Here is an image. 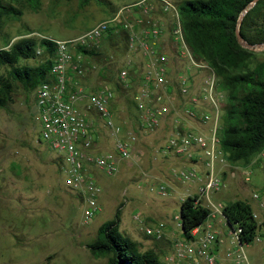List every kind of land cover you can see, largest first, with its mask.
I'll return each instance as SVG.
<instances>
[{"label": "built area", "instance_id": "obj_1", "mask_svg": "<svg viewBox=\"0 0 264 264\" xmlns=\"http://www.w3.org/2000/svg\"><path fill=\"white\" fill-rule=\"evenodd\" d=\"M168 15L170 19L166 18ZM120 30L127 35V53L116 76H111L131 92L135 103L132 119L128 117L126 104L122 110L127 117L120 119L121 97L112 81L97 87L87 83L90 61L80 51V47L100 48L110 32ZM37 37L54 45L49 79L34 90L40 137L57 153L68 189L81 199L83 222L89 223L101 211V188L92 168L113 175L121 160L134 157L144 139L161 133L153 159L174 160L164 177L169 178L171 173L176 177L172 175L174 181L196 185L197 192L187 190L181 202L186 197H195L197 204L210 210L206 222L193 230L192 238L184 237L174 244L166 261L219 264L221 259L215 248L224 242L221 237L224 230L217 229L211 219L224 217L225 204L215 202L212 195L223 190L226 174L240 167L230 164L220 149L228 92L218 87L219 79L213 68L190 48L178 6L170 0H142L119 9L79 36ZM48 49V45H36V56L42 57ZM259 160H264V149L248 166ZM246 181L250 178L246 177ZM169 188L168 183H163L159 193L167 195ZM252 200L264 211V190L254 191ZM259 214L254 210V218L259 220ZM135 219L139 220V215ZM143 226L140 228L146 235L157 240L163 238V222L154 228ZM199 232L201 235L197 236ZM239 232L238 228L229 232L232 247L226 250L225 258L234 264H252L239 241ZM256 240H260V235Z\"/></svg>", "mask_w": 264, "mask_h": 264}, {"label": "rangeland", "instance_id": "obj_2", "mask_svg": "<svg viewBox=\"0 0 264 264\" xmlns=\"http://www.w3.org/2000/svg\"><path fill=\"white\" fill-rule=\"evenodd\" d=\"M140 1L41 0L38 7H32L29 0L10 1L21 14L5 18L0 49L8 48L23 37L39 40L37 36L54 39L79 36L97 22L112 17L118 9ZM170 1L178 6L183 0ZM170 17L166 16L167 19ZM102 45L104 55L89 63L91 67L86 80L92 87L108 83L107 78L99 74L100 68L107 67L105 74L116 76L125 58V53L116 45L111 46L109 42H102ZM254 49L257 53L255 62L264 61V44L256 45ZM41 61L42 58H36L27 63L35 66ZM3 70L6 73L7 68ZM122 100L119 99L121 111L118 113L120 119H125L127 114L122 110ZM40 128L34 91L27 93L16 86L13 102L0 107V264H107V258L94 257L88 245L95 240L98 228L114 219L118 210L120 230L137 241L141 250L152 249L162 264H171L166 261V256L172 255L174 244L184 239L179 220L181 200L187 190L196 193L197 186L174 181L176 177L171 173L169 178L164 177L169 164L161 157L153 159L157 156L154 147L162 134L155 133L144 139L134 157L121 160L113 175L92 168L93 177L101 188V211L86 224L82 201L68 189L60 169L62 162L41 139ZM107 145L111 147L112 144ZM238 166L239 170L235 169L237 176L232 180L228 172L225 187L213 194L212 199L224 204L236 199L247 200L260 213L262 223L264 211L252 200V193L264 190V160L251 166ZM143 171L162 178L145 175ZM246 177L250 181H246ZM163 183L170 186L167 195L159 193ZM135 215H139V220ZM159 222L165 224V233L160 240L146 235L140 228L142 225L154 228ZM211 222L220 231L225 228L222 216ZM169 227L174 229L173 233L167 232ZM222 232L221 251L225 253L232 244L226 229ZM260 234V240L243 245L252 264H264L263 226Z\"/></svg>", "mask_w": 264, "mask_h": 264}, {"label": "trees", "instance_id": "obj_3", "mask_svg": "<svg viewBox=\"0 0 264 264\" xmlns=\"http://www.w3.org/2000/svg\"><path fill=\"white\" fill-rule=\"evenodd\" d=\"M10 1L0 0V34L7 17H18L21 11ZM38 7L41 0H29ZM250 5H252L250 7ZM186 40L193 53L205 60L218 76V87L228 92V101L222 115L220 149L230 164L248 166L264 149V61L255 62L256 45L264 44V0H183L178 5ZM240 21L242 38L251 47L244 46L236 35ZM103 42L127 50L124 30L110 32ZM48 45L49 49L35 66L28 60L38 58L36 45ZM89 61L104 55L100 48L80 47ZM52 42L34 37H23L0 49V107L13 102L16 86L32 93L38 84L49 79ZM4 68H7L6 73ZM102 67L99 74L112 81L132 119L135 103L129 92ZM114 79V80H113ZM227 176H225L226 179ZM253 205L243 199L225 204L223 215L231 230L240 229L239 241L250 244L260 234L264 221L253 216ZM210 210L196 203L195 197H186L180 205L179 219L182 235L193 237V230L206 222ZM120 212L114 219L104 222L97 236L88 247L96 258L106 257L107 264H162L152 249L141 250L137 241L120 230Z\"/></svg>", "mask_w": 264, "mask_h": 264}, {"label": "crops", "instance_id": "obj_4", "mask_svg": "<svg viewBox=\"0 0 264 264\" xmlns=\"http://www.w3.org/2000/svg\"><path fill=\"white\" fill-rule=\"evenodd\" d=\"M119 10V9H118ZM117 10V11H118ZM116 11V12H117ZM115 12V13H116ZM114 13V14H115ZM104 20V19H103ZM100 22V21H99ZM98 23V22H97ZM96 23V24H97ZM93 27V26H92ZM90 29V28H89ZM88 30V29H87ZM86 31V30H85ZM84 31V32H85ZM126 53H127V51L125 50V55H126ZM174 163V160L172 161V160H168L167 161V164H173ZM242 167H244V166H242ZM235 169H238L239 170V168H233L232 169V171L230 172V177H231V179L233 180L236 176H237V171L235 170ZM226 176H227V174H226ZM226 179L228 180L229 178H227L226 177ZM226 179H225V181H226ZM216 219V218H215ZM223 220H224V222H225V228H222V230H224L225 231V229H226V231H227V233H228V236L230 237V239H231V236H230V234H229V232L231 231V229H230V227H228V225H227V223H226V220H225V218L223 217L222 218ZM229 231V232H228ZM167 232L169 233V232H171V233H173L174 232V229L172 228V227H169L168 229H167ZM197 236L199 235H201V233L199 232V233H197L196 234ZM228 237V238H229ZM216 252H217V254H219V256H220V259H221V261L219 262V264H230V263H233L231 260H228V259H226L225 258V253H226V251H225V253H222V251H221V244L219 243L217 246H216Z\"/></svg>", "mask_w": 264, "mask_h": 264}, {"label": "water", "instance_id": "obj_5", "mask_svg": "<svg viewBox=\"0 0 264 264\" xmlns=\"http://www.w3.org/2000/svg\"><path fill=\"white\" fill-rule=\"evenodd\" d=\"M252 5H250V7H251ZM242 20V17H241V19L239 20V24L237 25V29H236V35H237V37H238V40L244 45V46H247V47H251V45H248V43L247 42H245L244 40H243V38H242V35H241V33H240V21ZM182 230V229H181Z\"/></svg>", "mask_w": 264, "mask_h": 264}]
</instances>
